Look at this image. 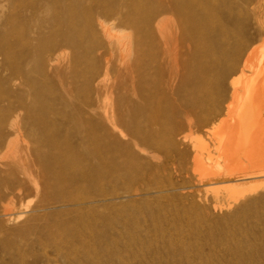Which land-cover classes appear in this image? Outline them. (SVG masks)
<instances>
[{
    "label": "rangeland",
    "instance_id": "374dc122",
    "mask_svg": "<svg viewBox=\"0 0 264 264\" xmlns=\"http://www.w3.org/2000/svg\"><path fill=\"white\" fill-rule=\"evenodd\" d=\"M261 55L264 0H0V264H264Z\"/></svg>",
    "mask_w": 264,
    "mask_h": 264
},
{
    "label": "bare ground",
    "instance_id": "6f19581e",
    "mask_svg": "<svg viewBox=\"0 0 264 264\" xmlns=\"http://www.w3.org/2000/svg\"><path fill=\"white\" fill-rule=\"evenodd\" d=\"M189 7L193 10V14H196V13H199V10L198 11H195L194 12V10H195V8H197L195 5H189ZM191 17L192 18H190L191 20L189 21V24H191V26H193V27H201V30H204L205 28H207V26L209 27L210 26V23L212 24V22L209 20V19H207V20H203V18H202V20H200V21H195L194 19L195 18H193V16L191 15ZM151 18V17H150ZM149 18V19H150ZM149 23V22H148ZM157 25V24H156ZM166 24L165 23H160L159 24V26H158V32L160 31V32H165V30H166ZM164 35V34H163ZM116 39V43L119 45V46H127V42L125 41V40H123V39H121V38H115ZM260 56V55H259ZM262 56V55H261ZM256 57V56H255ZM263 57V56H262ZM251 58V57H250ZM252 59V58H251ZM221 60H223V57L222 56H219L218 58H217V60L216 61H214V63H206V64H204L203 65V63H202V60H201V58H195V64H196V66L193 68V69H190L188 72H189V75H190V78H191V80H190V85H191V88L192 89H194L195 91H197V92H200V93H202V94H204V95H207V94H209L210 93V86H209V83L207 82L208 80H209V78H215V80L216 81H218L219 80V75H215V76H208L209 75V73L210 72H212L213 70H215V66L218 64V63H220L221 62ZM256 60H258V59H256ZM246 61H250V59L248 60V59H246ZM245 61V62H246ZM251 62H255V60L254 61H250L249 62V64L247 65V67H246V69L247 70H249L251 73H252V80H251V82L250 83H252L251 85H252V87H251V89L249 88V86L247 87H242V89L244 88V91H248L249 92V94H248V92L246 93V94H248V95H250V99H251V102H250V105H251V103H255L256 101H258V100H260V102L259 103H262V101L264 102V90H262L263 89V87H264V85H263V83H262V85H263V87L261 88V90H259V86H258V84L260 83V85H261V82H264V57H263V59L260 57L259 58V60H258V62H257V65L254 67V65H255V63H254V65L251 63ZM252 65H251V64ZM245 64H247V63H245ZM244 64V65H245ZM250 65V66H249ZM246 66V65H245ZM244 79V78H243ZM247 79H249L248 77H247ZM249 81V80H248ZM244 83H246V82H244ZM243 83V84H244ZM231 85H232V87H233V92H232V99L234 100H236V98L238 97L237 96V94H238V92H237V89L239 88V87H241V85L239 84V82H237V81H234V82H232L231 83ZM241 89V90H242ZM239 90V89H238ZM243 94V93H242ZM239 95V94H238ZM241 97V96H240ZM247 97H249V96H247ZM244 98V97H243ZM254 98V99H253ZM231 99V100H232ZM247 99V98H246ZM211 100H213V97H212V99ZM241 100V99H240ZM245 100V99H244ZM248 100V99H247ZM242 101V100H241ZM246 101V100H245ZM249 101V100H248ZM235 102V101H234ZM240 103V102H239ZM258 103V104H259ZM262 104H264V103H262ZM238 105V104H237ZM236 105V106H237ZM243 105V104H242ZM244 105H245V103H244ZM230 106V105H229ZM228 106V107H229ZM263 106V105H262ZM202 107V106H201ZM244 107V106H243ZM251 107H252V105H251ZM260 107V106H259ZM264 107V106H263ZM231 108V107H230ZM239 108V107H238ZM238 108H236V109H238ZM245 108V107H244ZM261 108V107H260ZM243 109V108H242ZM244 110V109H243ZM247 110H248V108H247ZM250 110V109H249ZM256 110H257V108H256ZM230 111V110H229ZM239 111H241V110H239ZM254 111V110H253ZM234 112V111H233ZM250 112V111H249ZM255 112V111H254ZM260 112H261V110H260ZM243 113V112H242ZM248 113V112H247ZM244 114V113H243ZM238 115H239V113H238ZM258 115V114H257ZM263 115V114H262ZM242 116V115H241ZM240 116V117H241ZM245 116V115H244ZM249 116V115H248ZM237 117V116H236ZM246 117V116H245ZM252 117V116H251ZM261 117V116H260ZM234 118V117H233ZM253 118V117H252ZM258 118V117H257ZM236 120H237V118H235ZM238 119H240L239 117H238ZM253 121H254V119H252ZM256 120V119H255ZM257 121V120H256ZM255 121V122H256ZM261 122H262V120H260ZM246 122H247V120L246 119H242V120H240L239 121V123L235 126V123L232 125V127H231V131L229 132V133H226L224 136H222L221 137V141H222V144H219V146L221 147V149H223V151H224V155L226 156V158H227V160H228V164H227V166H224L221 170H223V171H228L229 169H231L232 168V159L234 158V157H236L238 154V149L237 148H239V147H241V148H243V149H245V151L246 152H248V153H251V152H254V151H256L257 153H259V154H263L264 153V123L262 122V123H260V128H258V129H254L255 131L251 134V133H249L248 131H246L245 129H246V127H245V129H244V125L246 124ZM248 123V122H247ZM226 124V123H225ZM231 125V124H230ZM222 127V126H221ZM219 128V127H218ZM223 128H224V126H223ZM228 128H229V126H228ZM227 128V129H228ZM257 128V127H256ZM226 129V130H227ZM224 130V129H223ZM225 131V130H224ZM219 132V131H218ZM227 132H228V130H227ZM220 133H221V130H220ZM219 133V134H220ZM219 134H217V135H219ZM240 149V148H239ZM255 152V153H256ZM221 154V153H220ZM252 155H253V153H251ZM202 155V154H201ZM222 156V155H221ZM224 156V157H225ZM239 156V155H238ZM237 156V157H238ZM255 156V155H254ZM253 156V157H254ZM223 157V156H222ZM237 159V158H236ZM253 160V159H252ZM255 160V159H254ZM253 160V161H254ZM260 163V162H259ZM234 165V164H233ZM262 165V164H261ZM204 166V165H203ZM208 166V165H207ZM201 167H202V165H201ZM235 167V166H234ZM234 168H232L231 170H233Z\"/></svg>",
    "mask_w": 264,
    "mask_h": 264
}]
</instances>
